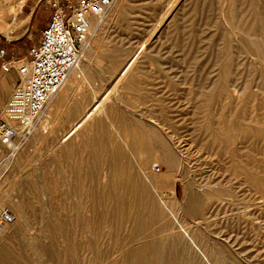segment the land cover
Returning <instances> with one entry per match:
<instances>
[{"label":"rangeland","instance_id":"374dc122","mask_svg":"<svg viewBox=\"0 0 264 264\" xmlns=\"http://www.w3.org/2000/svg\"><path fill=\"white\" fill-rule=\"evenodd\" d=\"M248 1L118 0L92 21L71 102L58 92L13 158L0 144V208L14 215L2 225V262L126 264L128 248L153 240L165 264H209L197 247L215 264H264V0H255L253 27ZM24 2L0 0V32L27 27L18 18ZM125 127L146 142L130 164L145 161L153 177L170 178L162 201L194 242L176 220L150 221L144 207L130 220L103 222L107 162L90 166L86 140L111 131L122 144Z\"/></svg>","mask_w":264,"mask_h":264},{"label":"built area","instance_id":"2783aa9c","mask_svg":"<svg viewBox=\"0 0 264 264\" xmlns=\"http://www.w3.org/2000/svg\"><path fill=\"white\" fill-rule=\"evenodd\" d=\"M118 0H64L54 3L48 24L38 44L29 54L5 58L0 48L2 68H15L19 74L13 94L0 112V144L11 158L27 141L44 115L50 100L66 82L80 59L82 43L89 37L93 18H101ZM14 215L0 208V225L9 224Z\"/></svg>","mask_w":264,"mask_h":264},{"label":"bare ground","instance_id":"6f19581e","mask_svg":"<svg viewBox=\"0 0 264 264\" xmlns=\"http://www.w3.org/2000/svg\"><path fill=\"white\" fill-rule=\"evenodd\" d=\"M247 7L251 14V18L249 21L250 27H253L256 17L255 15L256 10H258L256 1L249 0L247 2ZM263 15H264V11H263ZM93 20H95V18H93ZM79 71H80V59L77 62V64L74 66V68L70 71L69 76L66 82L64 83V85L68 86V84L70 85L71 83H73V80H75V77L77 76V73ZM52 99L50 100V102L52 101ZM49 109L50 107H48V110ZM120 124L122 125V123H119V125ZM128 129L126 128L124 131V134L126 136H124L122 140V144L114 139L113 137L114 134L111 131L105 132V136H104L103 132L102 135V133H98L97 130L96 131L94 130L89 134L86 140V142L89 144L90 147V154L88 158L90 162V166L92 165L95 168L100 165L98 164L99 161L103 162L104 160L105 162H107V168L105 172L107 178H106L104 191L102 192L103 193L102 201H100V205L104 210L103 222L111 225L112 219L130 220L134 218L135 215L137 216V214L139 213V209L141 207H144L148 210V218L150 221H161L165 217H168V220L172 221L173 223H175L174 220H176V222L179 224V227L183 231L182 232L183 235L187 237L190 241L194 242L193 237L191 236L190 232L186 227V223L179 218L177 212L175 211V208L167 207L166 204H164L162 201V197L160 195V191H161L160 187L162 184L164 185L167 184L170 181V178L161 177L162 179H158L155 176L153 177L150 173L146 171L145 161L139 160L137 162L136 169L133 168L132 165L130 164L132 161H129L131 160L129 159V153H132L134 151H139L141 153L142 151L146 150V142H145L144 133L140 129L138 128L136 129L133 128L129 130ZM36 130L37 128L34 130V132ZM152 130L154 136H157L156 129L153 127ZM248 130L253 132V127L248 126ZM105 143H109L110 146H105ZM123 143H125L126 145L128 144V148H126L123 145ZM15 155L16 153L11 158H13ZM173 163H175V155L171 151L169 164L171 165ZM149 187L155 190L156 192L157 199L159 202L158 207L151 205L150 203ZM94 188H90L93 199L95 194ZM130 198L131 200L129 201ZM15 205L17 206V208L21 207L19 203H15ZM187 210L192 211V208H187ZM111 213H113L112 216ZM120 228H121L120 224H115L114 226H112V231L116 233L120 230ZM140 228L141 226L133 227L132 230L130 231V234L131 235L138 234ZM3 230H4L3 226L0 225V233H2ZM112 231L110 232V234L113 235ZM177 241H178L177 237L173 239L174 244ZM73 244L74 243L72 242L71 245L67 247V249L73 251L75 248ZM176 246L178 245L176 244L175 248H177ZM164 249L165 248L163 244L161 243L157 244V242L153 240H148L137 246H131L130 248H128L126 254L121 256V260L124 261L126 264H165ZM197 249L201 252L203 257L209 264H215L212 261V259L209 257V255L203 252L201 248L197 247ZM150 250L154 251L153 252L154 256L152 255L153 258L151 259L147 257L148 256L147 254L150 252ZM5 263L2 261L0 262V264H5Z\"/></svg>","mask_w":264,"mask_h":264},{"label":"crops","instance_id":"0c3cea01","mask_svg":"<svg viewBox=\"0 0 264 264\" xmlns=\"http://www.w3.org/2000/svg\"><path fill=\"white\" fill-rule=\"evenodd\" d=\"M64 0H23L24 4L18 13L19 21L26 26L22 31L12 30L10 33L0 32V48L5 49V58H19L29 54L32 46L38 44L41 38L43 28L48 24L54 10V3H62ZM32 24V25H31ZM29 25L40 32L39 37L35 40L29 37ZM22 28V27H21ZM5 31V30H0ZM2 58L0 57V112L10 100L14 87L19 81V74L15 68L5 71L2 66ZM65 86V85H64ZM73 86V83L68 85L66 91L59 92L61 102L69 100L68 91ZM57 92V93H58ZM56 93V94H57ZM69 101H67L69 103ZM58 102V101H57ZM66 102V101H65ZM71 102V101H70ZM80 100H74L73 103L78 104ZM57 114V113H56ZM56 114H51L55 117ZM57 118V116H56Z\"/></svg>","mask_w":264,"mask_h":264}]
</instances>
